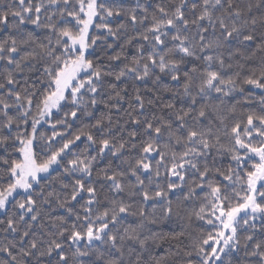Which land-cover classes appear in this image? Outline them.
Returning <instances> with one entry per match:
<instances>
[{
	"label": "snow or ice",
	"instance_id": "obj_1",
	"mask_svg": "<svg viewBox=\"0 0 264 264\" xmlns=\"http://www.w3.org/2000/svg\"><path fill=\"white\" fill-rule=\"evenodd\" d=\"M0 264H264V0H0Z\"/></svg>",
	"mask_w": 264,
	"mask_h": 264
},
{
	"label": "trees",
	"instance_id": "obj_2",
	"mask_svg": "<svg viewBox=\"0 0 264 264\" xmlns=\"http://www.w3.org/2000/svg\"><path fill=\"white\" fill-rule=\"evenodd\" d=\"M130 3H131V0H130ZM237 95H240V94H237ZM250 107H252L254 110H259V105L258 104H253ZM225 160H227V158H225ZM194 207H195V205H194ZM198 223L199 222H197V221H195V219H193L192 228L190 229V231L193 233V235H195L196 232H197V230H198L197 229ZM257 224H259V221L257 222ZM260 236H261V234L260 233H257V237L256 238L259 239Z\"/></svg>",
	"mask_w": 264,
	"mask_h": 264
},
{
	"label": "rangeland",
	"instance_id": "obj_3",
	"mask_svg": "<svg viewBox=\"0 0 264 264\" xmlns=\"http://www.w3.org/2000/svg\"><path fill=\"white\" fill-rule=\"evenodd\" d=\"M258 222V221H257Z\"/></svg>",
	"mask_w": 264,
	"mask_h": 264
}]
</instances>
